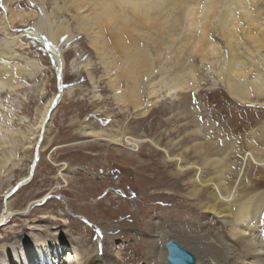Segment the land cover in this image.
Here are the masks:
<instances>
[{
  "label": "rangeland",
  "instance_id": "1",
  "mask_svg": "<svg viewBox=\"0 0 264 264\" xmlns=\"http://www.w3.org/2000/svg\"><path fill=\"white\" fill-rule=\"evenodd\" d=\"M9 1L12 2V9H27L35 16L25 26L11 25L7 32L0 29V52L7 42L17 39L28 47L21 49L9 45L12 51L10 57H13L2 59L0 63L15 64L19 66L17 69L22 70L25 64L34 61L40 66V71L33 76L17 73L21 85L18 87L15 84L13 91L1 86L0 133L3 134L6 127H10L14 133L26 131L34 124L47 101L59 93V84H62L64 93L51 116L48 115V131L41 139L46 145L45 149L39 153L30 181L23 184L20 179L29 175L35 149L23 150L21 143L18 145L21 134L16 132L20 139L18 134L13 135L17 145L12 161L19 165L0 178V211L9 200L11 208L16 211L23 210L31 201L43 200L35 204L28 215L10 218L6 224H0V264H10L3 254L5 247L15 248L36 238L44 240L46 244L65 246L62 251L55 252V247L49 245L46 251L49 258H45L53 264H58L68 254L71 264H84L93 255L107 258L108 264L115 255L120 259L115 260V264H126L130 259L134 261L132 264H145L146 255L143 254L149 245L152 229L155 233L166 230L179 245L185 247L184 244H187V250L192 249L189 245L205 248L211 244L204 239L208 234H214L212 239L226 235L234 226V218L224 221L218 215L208 213L199 204L207 201L204 189L190 197L192 188L187 184V179L191 173L176 174L175 164L169 165L164 160L165 150L170 155L184 152L182 160L194 162L203 168L200 156L193 155L190 149L192 142L201 137L195 132L191 134L196 126L201 127L200 132L206 140L214 142L206 150L209 154L219 156L217 152L224 151L220 157L225 158L229 170L224 173L223 181L233 190L236 189L238 197L245 199L258 193L263 195L258 202L259 207H254L259 210L260 218L264 217V166L257 163L259 156L253 155L251 148L255 145L260 149V159L264 160V99L253 106L240 104L229 96L222 80L204 70L200 73L202 80L196 82L198 88L195 92L190 90L167 95L164 89L156 86L158 93L152 99V106L148 110L144 105L146 114H140L129 106L125 110L115 100L114 91L108 85L107 73L99 65L100 60L89 47L85 34H80L68 44L63 40L59 43L64 59V68L59 75L48 50L24 32L35 27L37 22L47 31L49 19L54 29L70 20L72 12L61 15L57 10L63 0H45L47 7L41 0H0V13L4 11L3 5L6 2L9 4ZM257 3L259 6H256V10L264 11V0ZM172 14L176 15H171L176 22L174 24V20H169L174 25L171 31L178 33L180 9ZM69 23L70 30L74 31L75 23L71 20ZM165 33L161 43L166 40L168 46H161L153 36L147 41L156 69L151 78L154 80L161 76L173 78L187 61L188 52H184L187 44L181 47L182 40L177 41L178 45L177 39L169 36L173 33ZM215 35L218 36V32ZM179 37L182 39L181 35ZM160 52L162 56L157 57ZM87 63L89 69L77 68ZM123 87L124 82L120 81V90ZM144 101H147L146 96ZM80 126L103 129L113 136L125 135L146 142L132 152L126 148V144L122 147L81 137L75 132ZM5 147L4 151L0 149V158L3 159L9 157L11 150L10 145ZM11 163L8 168H12ZM60 171L63 179L56 177ZM213 172L212 166L202 169L204 176ZM56 185L59 188L54 190ZM208 192L214 191L210 187ZM5 200L8 202L5 203ZM47 216L50 218H44ZM81 217L91 223L99 221L107 230L110 237L105 245L107 252L103 251L104 246L99 242L94 226H86ZM259 222L258 231L263 233L264 221ZM252 223L255 225L254 221ZM113 226L117 229L114 230ZM137 236L142 240L138 241ZM158 243L163 247L165 245L160 239ZM234 244L240 246L239 243Z\"/></svg>",
  "mask_w": 264,
  "mask_h": 264
},
{
  "label": "bare ground",
  "instance_id": "2",
  "mask_svg": "<svg viewBox=\"0 0 264 264\" xmlns=\"http://www.w3.org/2000/svg\"><path fill=\"white\" fill-rule=\"evenodd\" d=\"M41 2L47 7L45 0H41ZM257 2L258 0H63V3L59 7L57 6V10L61 15L72 12L70 20L75 23L74 31L70 30V20L60 23L54 29L53 23L48 17L50 24L47 31L44 26L37 22L35 27L24 32L48 50L59 75V72L64 68V59L59 43L63 40L65 44H68L73 39L78 38L80 34H85L89 47L100 60L99 65L107 73L108 85L114 91L115 100L124 107L123 109L129 106L140 114H146L144 105H147V109L152 106V99L156 98L158 87L164 89L167 95H176L177 92H190V90L195 92L198 88L196 82L202 80L200 73L204 70L222 80L229 96L240 104L257 105L262 103L264 99V54H262L264 51V11L256 10V6H259ZM6 3L3 5L4 11L0 13L1 30L7 32L8 28L15 24L25 26L35 16L27 9H12L10 7L11 1L9 4L7 3L8 6ZM176 9H180L181 24L178 33H173L171 30L174 25L169 20L171 19L173 22L174 19L172 18H175L176 15L172 13ZM43 10L45 11L44 7ZM175 22L174 20V24ZM37 26L39 27L38 31L36 30ZM165 31L169 34L178 35V37L173 36V34L169 36L177 39L176 42L182 40L180 45L177 42L179 46L185 47L187 44V50H184L186 54L188 52L185 64L188 61L189 63L187 66L182 65V70L173 78L161 76L158 80H154L151 78L155 75L156 69L153 67L152 61L154 59L147 47V41L153 36L157 38V42L161 46H168L166 40L163 44L161 43L166 34ZM216 32H218V36L215 35ZM180 35L182 39H180ZM9 45L21 49L28 48L18 39L7 42L3 51L0 52V60L13 57H10L12 51H10ZM157 55V57L162 56L161 52ZM25 65L20 70L17 69L19 66L15 64L0 63V88L1 86L7 87L13 91L15 84L18 87L21 85L17 73L33 76L40 71L37 62L33 61ZM88 67L89 63L77 68L87 70ZM202 77L206 81L205 76ZM120 81L124 82V87L121 90L119 88ZM63 93L62 84H59V93L47 101L34 124L23 131L24 133L16 131L21 134L18 145L21 143L23 150L35 149L29 175L20 179L21 184L30 181L31 174L37 165L39 153L45 149L46 145L41 139L43 134L48 131L49 116L53 113L54 107ZM95 96L96 94H94ZM145 96L146 102L144 101ZM6 128L4 130L6 135L0 133V149H6L5 146L10 145L11 150L9 157L0 158V178L6 176L11 169H17L19 165L12 161L14 148L17 145L13 135L18 133H14L10 127ZM189 131L191 130L189 129ZM189 131L187 132L189 133ZM200 131L202 130L199 126H196L195 131H192L191 134L195 132L201 136V139L199 138L195 142L191 140L193 144L189 148L193 150V155L200 156L203 168L206 166L213 167V173L204 176L202 167L199 168L194 162L182 160L184 152L170 155L165 150V163L169 165L174 163L176 174L191 173L187 179V184L192 188L190 197L193 198L204 189L207 194V201L199 204L203 205L208 213L218 215L224 221L226 219L232 220L233 217L234 226L231 224L233 227L230 226L231 229L228 233L218 239H212L214 234H208L204 237L207 243H211L205 248L189 245L192 248L189 249L190 252L196 256L195 264H264V232L258 231V226H260L258 223L261 220L264 221V217L260 218L259 210L257 211V207L260 205L258 202L263 195L258 193L245 199L238 197L236 189L233 190L232 186L223 181L224 173L229 170L225 158L220 157V153L224 151H218L219 156L215 153L213 158L214 155L209 154L206 150L214 142L206 140ZM75 132L92 141H106L122 147H125L126 144L128 145L126 148L132 152L137 151L139 145L146 142V140L134 139L125 135L122 137L113 136L107 134L103 129L95 130L88 126H80ZM20 137L18 134V139ZM262 141L264 142V139ZM251 148L254 150L253 155L259 156L256 160L257 163L264 166V160L260 159L261 150L255 145H252ZM225 151L227 153V150ZM10 163L12 168H8ZM61 171L57 173L56 177L63 179ZM1 187L0 184V194L2 193ZM210 187L214 192H208ZM57 188L59 187L56 185L54 190ZM6 194L7 192L4 196ZM42 200L41 198L29 202L21 211L13 210L9 203L10 200L9 202L5 200V203L8 202V204L0 211V224H6L10 218L28 215L31 208ZM44 218H50V216ZM81 218L84 219L83 222L86 226H94L93 230L97 231L98 240L104 246L103 251L107 252L105 245L110 240L107 230L100 225L99 221L91 223L86 221L84 217ZM253 221L255 225H253ZM153 224L155 227L156 220ZM112 228L117 229L114 226ZM153 231L155 230H151L152 235L149 245L145 249V254L141 252L146 255L145 264H167L165 245L163 247L158 241L160 239L166 244L174 239H171L173 237L166 230L156 233ZM136 239L140 241L141 237L137 236ZM181 240L185 242L184 238ZM75 241L80 242L81 240L76 239ZM81 243L79 244L83 245ZM234 243H239L240 246L237 247ZM49 245L55 247L53 248L55 252L57 250L58 252L59 250L62 251L65 247L59 243L46 244L44 240L36 238L34 241L22 243L15 248L12 246L5 247L3 254L10 264H53L52 261L48 262L45 258L46 256L49 258L46 253ZM184 246L188 248L187 244ZM75 256L77 257L78 254ZM70 259L68 254L58 264H71ZM115 260H120L118 255L113 256L109 263L115 264L114 262H117ZM130 260L126 264L134 263L133 260V262ZM75 264L79 263L76 262ZM84 264H108V260L93 255L88 257Z\"/></svg>",
  "mask_w": 264,
  "mask_h": 264
},
{
  "label": "water",
  "instance_id": "3",
  "mask_svg": "<svg viewBox=\"0 0 264 264\" xmlns=\"http://www.w3.org/2000/svg\"><path fill=\"white\" fill-rule=\"evenodd\" d=\"M167 252V264H195L196 258L194 255L179 245L176 240H170L165 244Z\"/></svg>",
  "mask_w": 264,
  "mask_h": 264
}]
</instances>
